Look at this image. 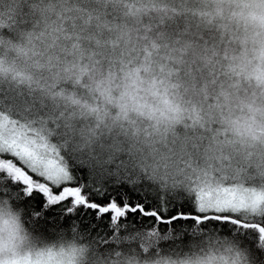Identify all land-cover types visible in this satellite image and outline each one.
<instances>
[{"label": "clouds", "instance_id": "clouds-1", "mask_svg": "<svg viewBox=\"0 0 264 264\" xmlns=\"http://www.w3.org/2000/svg\"><path fill=\"white\" fill-rule=\"evenodd\" d=\"M0 114L94 177L264 191V0H0ZM0 264H264V247L215 231L44 236L4 174Z\"/></svg>", "mask_w": 264, "mask_h": 264}, {"label": "snow or ice", "instance_id": "snow-or-ice-1", "mask_svg": "<svg viewBox=\"0 0 264 264\" xmlns=\"http://www.w3.org/2000/svg\"><path fill=\"white\" fill-rule=\"evenodd\" d=\"M8 123L13 133L5 139L2 130ZM16 123L0 120V176L11 178L12 191L22 197L38 233L70 230L108 245L121 237L135 240L143 232L159 242L215 231L253 249L264 247V210L257 207L264 203V191L208 173L170 195L131 174L94 177L85 167L70 164L39 130L16 128Z\"/></svg>", "mask_w": 264, "mask_h": 264}, {"label": "rangeland", "instance_id": "rangeland-1", "mask_svg": "<svg viewBox=\"0 0 264 264\" xmlns=\"http://www.w3.org/2000/svg\"><path fill=\"white\" fill-rule=\"evenodd\" d=\"M0 158H4L3 154H0ZM15 162V161H14ZM17 163V162H16ZM19 163V162H18ZM18 166H20L19 164H17Z\"/></svg>", "mask_w": 264, "mask_h": 264}, {"label": "trees", "instance_id": "trees-1", "mask_svg": "<svg viewBox=\"0 0 264 264\" xmlns=\"http://www.w3.org/2000/svg\"><path fill=\"white\" fill-rule=\"evenodd\" d=\"M3 157H4V155H3ZM9 158H11V157H9ZM13 160L15 161V159H14V158H13ZM16 162H17V164H19V163H18V161H15V163H16ZM19 165H20V164H19ZM20 166L22 167V165H20Z\"/></svg>", "mask_w": 264, "mask_h": 264}]
</instances>
